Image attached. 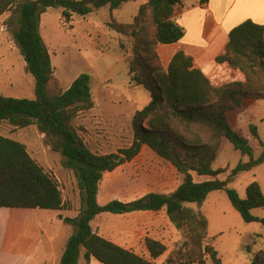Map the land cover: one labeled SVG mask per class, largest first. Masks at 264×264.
<instances>
[{
    "label": "trees",
    "instance_id": "16d2710c",
    "mask_svg": "<svg viewBox=\"0 0 264 264\" xmlns=\"http://www.w3.org/2000/svg\"><path fill=\"white\" fill-rule=\"evenodd\" d=\"M129 1L135 0H0V16L15 12L16 19L10 14L7 21H15L13 39L34 80L33 99L0 93V122L16 128L34 125L77 179L81 208L75 218H63L74 232L59 264H77L81 255L87 260L94 257L103 264H175L171 256L163 262L156 261L167 250L160 240L146 237V255H142L92 230V220L101 213L139 210H164L175 229L190 235L200 253L195 259L186 258L182 264H207L205 252L213 264H221L217 250L206 241V217L186 203H201L210 192L222 190L245 222L264 223V218L251 212L264 207L259 182L251 181L242 198L228 185V180L218 178L222 170L212 168L223 139L249 157L237 163L232 176L264 162V144L256 126L249 123L248 132L237 127L238 117L251 102L264 100V25L246 19L230 29L223 52L215 61L240 71L243 80L217 86L183 51L174 53L167 67L161 63L158 46L176 43L185 34V28L174 16L182 0H146L132 22L109 21L110 29L134 39L126 58L130 84L144 87L150 100L132 116L131 145L118 152L99 154L89 149L72 124L78 113L93 107L89 75H78L64 91L48 90L54 72L40 33V15L48 8L60 7L68 20L73 14L85 16L102 7L120 9ZM248 133L261 146L257 156L253 155ZM142 147L168 161L183 176L180 184L168 193L148 192L130 201L99 204L97 192L104 174L132 160ZM193 173L204 179L195 180ZM0 207L47 210L68 207L57 179L38 164L24 143L3 134H0ZM250 264H264V251L254 252Z\"/></svg>",
    "mask_w": 264,
    "mask_h": 264
},
{
    "label": "rangeland",
    "instance_id": "374dc122",
    "mask_svg": "<svg viewBox=\"0 0 264 264\" xmlns=\"http://www.w3.org/2000/svg\"><path fill=\"white\" fill-rule=\"evenodd\" d=\"M146 0L125 3L120 9L110 10L102 7L90 14H73L68 20L62 15L60 7L46 9L40 15V33L47 46L53 66V80L48 84L50 93L64 91L80 74L90 77L93 107L80 112L72 124L93 152L104 154L118 152L129 147L133 140L132 116L136 110L144 108L149 100V92L142 86H132L128 74L126 58L130 55L134 41L110 29L111 20L130 23ZM14 10L0 16V93L18 97L34 98V80L26 70L19 46L13 39L12 29L15 21L8 23ZM14 23V24H13ZM121 45H123L121 47ZM165 67L169 61L162 57ZM249 123L256 126L257 133L264 144V100H254L247 114L241 115L237 127L248 132ZM0 134L9 136L25 144L29 154L47 172L53 175L68 204L67 211L39 209L38 216L42 227L54 237L71 231L73 226L65 223L60 214L73 216L81 208L80 191L74 173L65 167L63 158L51 150L44 134L32 125L16 128L8 122H0ZM253 155L261 151L259 141L249 134ZM233 145L223 139L213 169H221L218 178L228 180L240 197L246 196V186L257 180L264 192V162L249 171H241L232 176V170L239 161H247ZM195 180H202L193 173ZM183 176L166 160L147 147L130 161L124 162L114 171L103 176L97 192V202L104 204L111 200L129 201L148 192L168 193L176 188ZM202 215L208 222L207 243L213 245L221 264H250L253 253L264 251V223L245 222L232 206L226 192L214 190L201 203H186ZM252 214L264 218V207L255 208ZM27 212H18L17 217H25ZM100 223L106 226V237L146 255L144 239L154 238L163 242L167 250L156 261L163 262L172 257L175 264L185 259L197 258L200 248L184 230H177L169 222L165 212L110 218H96L91 225ZM116 226V227H114ZM112 227V230H109ZM114 227V228H113ZM206 263L213 264L208 258Z\"/></svg>",
    "mask_w": 264,
    "mask_h": 264
},
{
    "label": "crops",
    "instance_id": "0c3cea01",
    "mask_svg": "<svg viewBox=\"0 0 264 264\" xmlns=\"http://www.w3.org/2000/svg\"><path fill=\"white\" fill-rule=\"evenodd\" d=\"M174 16L185 28V34L176 43L158 46L162 64V57H165L167 62L174 53L183 51L193 58L194 66L199 68L214 85L243 80L240 71L226 64H218L215 58L223 52L228 32L234 26L246 19L264 25V0H182L175 9ZM163 66L165 67L164 64ZM249 106L241 115L247 114ZM67 208L57 211H67ZM38 211L39 209L0 207V264H59L67 240L74 229L54 237L42 227ZM18 212H27V214L25 217H17ZM151 212L165 211L139 210L124 214L105 212L94 219L103 216L118 220L128 214L141 215ZM77 215L78 212L74 211L73 216L69 218H75ZM60 216L61 221L64 217H68L66 214ZM91 226L93 232L107 238L105 225L96 223L94 227ZM111 228L109 227V230H112ZM109 240L123 246L111 238ZM77 264L103 263L94 257L87 260L81 255Z\"/></svg>",
    "mask_w": 264,
    "mask_h": 264
}]
</instances>
